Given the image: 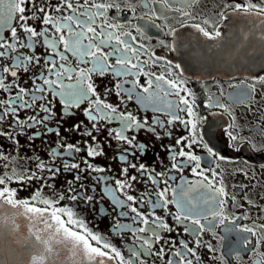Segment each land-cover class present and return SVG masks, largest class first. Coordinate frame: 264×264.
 I'll list each match as a JSON object with an SVG mask.
<instances>
[{
    "label": "snow or ice",
    "instance_id": "6c2138e0",
    "mask_svg": "<svg viewBox=\"0 0 264 264\" xmlns=\"http://www.w3.org/2000/svg\"><path fill=\"white\" fill-rule=\"evenodd\" d=\"M200 5L0 0V227L25 221L21 264H264V64L194 81L179 31L223 48L242 19L228 55L251 58L264 0Z\"/></svg>",
    "mask_w": 264,
    "mask_h": 264
},
{
    "label": "flooded vegetation",
    "instance_id": "af4514ba",
    "mask_svg": "<svg viewBox=\"0 0 264 264\" xmlns=\"http://www.w3.org/2000/svg\"><path fill=\"white\" fill-rule=\"evenodd\" d=\"M217 0H201V5L198 10H202L203 13L207 16H212L215 9V4ZM173 23L172 20L169 21ZM228 27H221V31L225 34V39L223 41L225 47L223 48H212L210 49L208 45L213 42L205 41L203 37H200L197 40V36L194 34V30L191 28L179 29L180 33V42H181V51L186 54L183 57V60L188 64V75L192 76L193 80L204 79L211 83L212 79L215 78L220 80L221 83L231 80L233 83L239 82L243 79L244 76L248 75L249 72L257 73L260 71V67L264 64V52L261 51L260 41L255 37H250L249 41L245 43L244 52L251 53V58L245 56L243 60H237L235 55L229 56L228 53L232 48L236 47L240 37V28L246 30L251 29L252 25L246 21L236 19L235 17H230L228 21L224 22ZM177 27H179L177 25ZM150 34L154 37H161L162 33L158 29H151ZM169 42H171V37H163ZM170 58H174L177 61L181 59L180 54L176 52L168 53ZM251 59H254V63H251ZM241 63H251L249 71L240 70ZM235 76L233 80L232 77ZM108 81L105 80L101 82V90L104 84H107ZM199 88V85H195ZM215 91V89H213ZM233 89L226 88L227 92H232ZM115 99V98H113ZM237 111L240 112L241 116L244 115L241 106H236ZM82 119V116L77 117ZM223 123V119L219 116H210L209 123L205 125L208 134L211 135L213 132L217 131V126ZM67 126V125H65ZM67 135L75 136L74 133ZM54 137H50L49 140H53ZM47 145L41 143V141H36V150L43 153L46 150ZM31 154V153H30ZM229 155H235V153H228ZM21 196L28 195L27 192H22ZM99 219V217H97ZM219 231V230H218ZM220 235H224L220 231ZM229 239L234 241L233 236H229Z\"/></svg>",
    "mask_w": 264,
    "mask_h": 264
},
{
    "label": "water",
    "instance_id": "95a60500",
    "mask_svg": "<svg viewBox=\"0 0 264 264\" xmlns=\"http://www.w3.org/2000/svg\"><path fill=\"white\" fill-rule=\"evenodd\" d=\"M6 215L11 213L5 209ZM16 223L20 225L19 231H10L8 227H0V260L3 264H21V244L19 238L27 235L25 221L16 217Z\"/></svg>",
    "mask_w": 264,
    "mask_h": 264
}]
</instances>
